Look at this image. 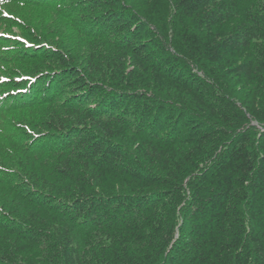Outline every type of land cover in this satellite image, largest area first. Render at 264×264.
Masks as SVG:
<instances>
[{"label": "trees", "instance_id": "16d2710c", "mask_svg": "<svg viewBox=\"0 0 264 264\" xmlns=\"http://www.w3.org/2000/svg\"><path fill=\"white\" fill-rule=\"evenodd\" d=\"M0 264H264V0H0Z\"/></svg>", "mask_w": 264, "mask_h": 264}]
</instances>
